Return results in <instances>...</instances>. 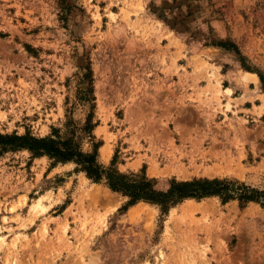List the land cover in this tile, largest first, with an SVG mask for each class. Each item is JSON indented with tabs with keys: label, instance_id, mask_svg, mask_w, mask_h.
I'll use <instances>...</instances> for the list:
<instances>
[{
	"label": "rangeland",
	"instance_id": "1",
	"mask_svg": "<svg viewBox=\"0 0 264 264\" xmlns=\"http://www.w3.org/2000/svg\"><path fill=\"white\" fill-rule=\"evenodd\" d=\"M87 63L100 163L117 150L123 173L264 190V0H0V133L63 135L68 117L80 128ZM49 164L0 154V264H264L259 203L120 213L125 198L103 182Z\"/></svg>",
	"mask_w": 264,
	"mask_h": 264
},
{
	"label": "trees",
	"instance_id": "2",
	"mask_svg": "<svg viewBox=\"0 0 264 264\" xmlns=\"http://www.w3.org/2000/svg\"><path fill=\"white\" fill-rule=\"evenodd\" d=\"M215 45L230 49L239 54L235 43L217 41ZM27 51H32L28 45ZM245 69L252 71L248 66ZM263 83V77L259 73ZM92 72L87 63L82 67V75L78 80L77 100L89 105L88 113L80 128H76L71 117L65 122L66 132L62 135L60 129L51 127V133L45 136H34L26 130L23 134L0 133V154L7 151L25 149L30 157L46 156L49 161L48 171L58 163L73 162L74 170L81 171L86 178L94 183L103 182L112 192L125 198L118 208L120 213L125 212L130 206L139 201L157 205L161 214H166L171 207L176 206L186 199L201 200L208 197H217L221 204L237 201L240 208L249 202L259 203L264 208V190L252 187L236 179L194 177L187 180L157 179L148 177L142 167L140 172L123 173L116 167L117 150L114 152L109 165L98 161V148L101 140H96L93 130L98 121H94V95L92 85ZM80 130L81 135L88 139L90 151H83L76 140L75 133ZM61 180V178H59Z\"/></svg>",
	"mask_w": 264,
	"mask_h": 264
},
{
	"label": "bare ground",
	"instance_id": "3",
	"mask_svg": "<svg viewBox=\"0 0 264 264\" xmlns=\"http://www.w3.org/2000/svg\"><path fill=\"white\" fill-rule=\"evenodd\" d=\"M104 154H107L108 155V153H104Z\"/></svg>",
	"mask_w": 264,
	"mask_h": 264
}]
</instances>
